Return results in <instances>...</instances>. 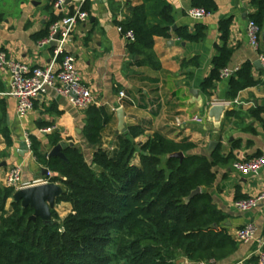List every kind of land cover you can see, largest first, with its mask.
Wrapping results in <instances>:
<instances>
[{
    "label": "crops",
    "instance_id": "1",
    "mask_svg": "<svg viewBox=\"0 0 264 264\" xmlns=\"http://www.w3.org/2000/svg\"><path fill=\"white\" fill-rule=\"evenodd\" d=\"M162 1L170 7L173 20L169 37H155L151 51L139 54L118 29L129 17L130 9L145 0H70L62 10L54 9L55 0H0V52L30 69L53 65L58 70L62 57H55L51 43H40L48 38L54 22L72 15L83 4L88 19L76 26L65 52L74 57L81 82L91 91L95 106L111 116L101 134L103 148H112L118 136L116 111L121 108L126 131L129 126L144 131L137 142L146 141L158 131L174 141L196 144L194 155L211 159L218 151L223 161L212 168L215 180L206 191L226 215L221 228L237 244L236 251L218 264H256L258 240L264 239V201L246 213L233 205L264 192V168L257 176L243 177L232 165L264 157L263 70L254 65L264 54V21L258 51L251 48L247 37L248 22L258 11L255 2L260 0H212L216 11L200 20L187 15L193 8L192 0ZM223 21L229 22L225 40L220 31ZM197 25L205 27L204 38L198 42L176 35L181 28L193 33ZM46 32L48 36L44 37ZM223 45L231 52L225 68L233 74L225 79L219 75L214 88L203 92L201 84L211 75L216 47ZM244 65H250L255 84L238 92L234 99H227L229 81ZM9 81L8 71L0 67V187H5L4 178L16 166L22 170L23 185L46 179L41 172L44 167L36 163L25 138H36L47 156L56 146L52 145L54 139L66 148L72 143L91 163L94 149L83 137L85 110L75 108L69 97L49 89L34 101L33 110L24 119H18L15 100L3 96ZM222 102L231 104L218 119H211L208 111L212 103ZM195 117L201 123L195 122ZM49 128V133L40 132ZM211 143L217 144L211 148ZM12 202V198L8 200L6 210ZM55 210L62 218L70 207L61 204ZM246 223L254 225L255 235L249 243L239 244L234 235ZM180 261L182 264L186 260Z\"/></svg>",
    "mask_w": 264,
    "mask_h": 264
},
{
    "label": "trees",
    "instance_id": "2",
    "mask_svg": "<svg viewBox=\"0 0 264 264\" xmlns=\"http://www.w3.org/2000/svg\"><path fill=\"white\" fill-rule=\"evenodd\" d=\"M192 7L216 11L212 0H192ZM257 13L250 18L259 29L264 21V0L255 2ZM86 11L85 8H82ZM170 7L162 0H145L130 9L121 24L122 33L131 31L133 51H151L155 37L168 38L173 26ZM229 22L220 23L223 40ZM205 27L186 28L176 35L189 42L204 38ZM48 36V32L44 37ZM231 56L225 45L216 47L213 70L201 84L210 91L219 81ZM250 65H244L229 81L227 99L255 84ZM111 116L101 107L85 110L83 137L94 149L91 163L74 147L62 153L67 162L51 158L30 137V152L36 163L51 173L63 193L55 206L67 204L62 218L55 208L51 221L30 218L33 209L8 200L13 188L0 187V264H177L188 262L218 264L232 255L237 244L221 228L226 219L206 191L215 180L212 168L223 161L218 151L211 159L192 154L196 144L174 141L156 131L144 142L138 126H129L118 135L112 149L103 148L102 131ZM7 145L8 135L4 133ZM59 139H54L55 146ZM183 153L184 158L169 157ZM201 193L188 204L184 199L195 189Z\"/></svg>",
    "mask_w": 264,
    "mask_h": 264
},
{
    "label": "built area",
    "instance_id": "3",
    "mask_svg": "<svg viewBox=\"0 0 264 264\" xmlns=\"http://www.w3.org/2000/svg\"><path fill=\"white\" fill-rule=\"evenodd\" d=\"M67 1L55 0L53 4L54 9L62 10ZM82 5L80 4L72 15H67L54 22L50 26L48 38L40 43L41 46L51 43L54 47L55 57H62L58 70H55L53 65L30 69L24 64L9 60L5 53L0 52V67L5 68L10 76L9 89L3 96L15 100L16 116L18 119H24L33 110L34 101L39 96L46 94L49 89H55L58 94L69 97L72 105L77 109L86 110L90 106L95 105V99L91 91L81 82L79 72L75 67L74 57L65 52V47L71 42L76 26L88 19V14L82 10ZM187 15L194 20H200L209 17L211 14L203 8L193 7L188 10ZM118 30L122 33L121 28ZM122 34L130 43L134 42L135 37L133 32L127 31ZM55 35H57V39H53ZM247 37L251 48L258 51L260 29L253 21L248 22ZM259 62L263 70L264 82V54L262 53L259 55ZM232 74V71L224 68L220 72V78H229ZM71 93L75 94L74 98L70 96ZM123 98L124 95L121 93L119 99L122 100ZM230 104L228 102L212 103V106L224 105L228 107ZM193 120L201 123V119L198 117H195ZM51 131L52 129L49 128L43 129L40 132L46 134ZM25 144L30 150L29 138H25ZM232 168L243 177L257 176L264 168V157H257L245 162H234ZM51 176L49 172L46 179H40L34 183L23 185L21 182L22 170L16 166L6 175L3 184L5 187L18 191L27 187L49 183L48 179ZM263 201L264 192L255 197L237 200L233 206L237 211L246 213L254 210ZM255 231L256 229L252 223H246L236 231L234 240L239 244H247L253 240ZM256 264H264V239L258 240Z\"/></svg>",
    "mask_w": 264,
    "mask_h": 264
},
{
    "label": "water",
    "instance_id": "4",
    "mask_svg": "<svg viewBox=\"0 0 264 264\" xmlns=\"http://www.w3.org/2000/svg\"><path fill=\"white\" fill-rule=\"evenodd\" d=\"M70 2L68 0L66 3ZM53 39H57V35L53 37ZM256 67H260L261 64L259 61H256L254 63ZM192 94L197 96L196 91H192ZM71 97H75L74 93L70 94ZM227 107L224 105H213L209 111L208 115L211 119H218L222 113L226 111ZM116 118H117V130L116 135H123L126 134V127H125V121H124V111L123 109L119 108L116 111ZM217 143H211L210 147H215ZM73 144L70 143L68 147H72ZM91 147V145H89ZM66 148V145L64 143L57 144L49 153V157L51 158H60L67 162L66 158L64 157L62 151ZM169 157L180 159V161L184 158L183 153H175L172 154ZM42 177H47L49 174V171L47 168H42ZM63 193L62 188L54 183H46L42 185H35L31 187H27L21 190H18L14 193L12 196V201L16 203H21L22 209L26 207H30L33 209V215L30 218L31 220H35L36 218H40L43 222H49L51 221V211L55 208V202L58 197L61 196ZM201 193V188H197L194 191H192L185 199V204H188L194 197L199 195ZM181 261H179L177 264H180ZM182 264H202V263H193L188 262L187 260L184 261Z\"/></svg>",
    "mask_w": 264,
    "mask_h": 264
}]
</instances>
